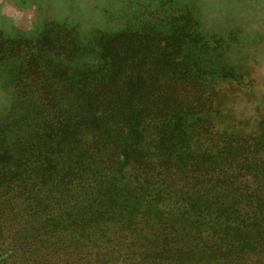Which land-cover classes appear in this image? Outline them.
I'll list each match as a JSON object with an SVG mask.
<instances>
[{"label":"rangeland","instance_id":"rangeland-1","mask_svg":"<svg viewBox=\"0 0 264 264\" xmlns=\"http://www.w3.org/2000/svg\"><path fill=\"white\" fill-rule=\"evenodd\" d=\"M174 41L193 73L220 75V127L259 118L264 0H0V264H154L156 246L211 245L221 189L183 188L148 152L128 161L144 141L93 129L70 85L106 77L116 55L147 71ZM128 198L134 213L109 209Z\"/></svg>","mask_w":264,"mask_h":264},{"label":"trees","instance_id":"trees-1","mask_svg":"<svg viewBox=\"0 0 264 264\" xmlns=\"http://www.w3.org/2000/svg\"><path fill=\"white\" fill-rule=\"evenodd\" d=\"M186 16L191 18V13ZM174 44L166 46L164 62L147 71L138 67L142 62L119 67L122 61L116 55L117 69L100 80L85 78L81 87L72 82V90L87 97L93 118L86 122L93 129L104 124L105 132L115 133L112 138L144 141L142 151L131 142L121 151L128 161L139 162L138 156L148 152L168 178L181 179L183 188L211 183L228 200V215L224 208L214 217L210 246H156L154 264H263L264 110L243 127H220L216 117L223 111L215 107L220 75L193 73L186 62L177 61ZM128 199L129 207L109 200V209L134 213L137 201ZM151 211L164 212L153 207ZM236 218L238 224H231Z\"/></svg>","mask_w":264,"mask_h":264}]
</instances>
